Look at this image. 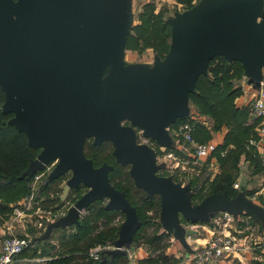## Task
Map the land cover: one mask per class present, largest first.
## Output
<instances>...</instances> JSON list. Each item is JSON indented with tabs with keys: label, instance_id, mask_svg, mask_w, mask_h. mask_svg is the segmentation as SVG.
<instances>
[{
	"label": "water",
	"instance_id": "1",
	"mask_svg": "<svg viewBox=\"0 0 264 264\" xmlns=\"http://www.w3.org/2000/svg\"><path fill=\"white\" fill-rule=\"evenodd\" d=\"M264 0H201L169 19L171 46L152 65L126 64L124 49L131 26V0H0L1 110L39 149L21 179L31 180L53 161V181L71 174L62 201L82 185L87 192L67 214L51 223L39 241L57 228L80 225L82 213L98 200L125 215L113 256H128L140 226L137 209L110 182L113 166L95 167L87 158L94 145L111 141L113 155L130 165V175L147 197L160 196V222L184 244L185 228L210 221L218 212L236 213L250 205L243 196L210 195L194 205L190 185L159 175L157 152L138 143L141 133L159 147L172 148L170 127L190 115V94L210 61L222 56L242 63L250 83L264 77ZM112 70L102 80L103 70ZM125 123H129L126 125ZM250 211V210H249ZM106 257L103 258V261Z\"/></svg>",
	"mask_w": 264,
	"mask_h": 264
},
{
	"label": "trees",
	"instance_id": "2",
	"mask_svg": "<svg viewBox=\"0 0 264 264\" xmlns=\"http://www.w3.org/2000/svg\"><path fill=\"white\" fill-rule=\"evenodd\" d=\"M154 7H156L154 3L145 5L146 12L144 11L141 15L142 23L135 25L128 35V48L140 49L142 46H153L163 53L169 51L171 25L164 15L168 10L155 13ZM150 42H153V45H150ZM243 77L242 63L229 62L222 56L213 58L210 61L209 73L199 77L196 90L190 94L191 107L195 111L194 118L192 116L180 118L170 127L176 130L185 123H191L196 128L193 136L199 143L210 140L209 130L199 121L197 122L199 119H210L213 131L227 130L223 144L219 145L213 154L219 161L221 171L210 182L208 194H224L229 200L236 199L240 193L239 189L235 188V183L239 177L238 171L243 160L250 162L257 171L256 173H264L263 159L253 147L248 148L250 141L247 144L249 138L256 137L255 130L259 121L254 119L251 107L238 108L236 105V100L242 95V88L237 85V82ZM4 103L5 93L0 89V217L4 216L7 219L16 205L33 193V179H21V176L26 172L30 163L38 157L40 150L30 146L26 134L9 123L13 114L3 113L1 107ZM113 150L111 141H106L99 146L87 143L85 154L94 162L95 167H101L105 162L113 166L109 175L111 184L125 193L137 209L140 226L133 239V245L144 246L149 252V257L140 264H177L178 260L167 254L166 249L170 246L171 236L162 230L159 222L160 196L155 195L148 198L144 190L137 188L130 175V166L117 163L112 154ZM177 153L188 156V151L185 150ZM45 179L44 185H41L36 193V200L45 197L40 206L44 210L57 211L66 204L60 200L65 176L53 181H49L48 177ZM173 179L176 183H180L176 176H173ZM207 180L189 181L188 185L195 192L192 200L198 201L195 202L197 205L206 197V195L203 197L200 195L204 191L203 184ZM84 188L87 189L82 185L79 189L71 190L67 199L68 209L83 196L82 189ZM246 193L249 196L253 194L248 191ZM119 217L125 219L122 212L107 210L104 200H98L86 210L80 220V225L66 229L57 228L52 237L44 241L35 240L34 237L31 245L16 258L14 264H21L18 262L20 258L42 257L50 258L45 264H129L128 256H113L108 251L103 252L102 258L98 261L89 258L91 249L97 246L115 245L121 226L115 221ZM2 222L0 218V224ZM57 232H61L64 237L59 239V244H54L53 240L56 239ZM104 257H106L105 261H103ZM30 264L43 263L32 262Z\"/></svg>",
	"mask_w": 264,
	"mask_h": 264
},
{
	"label": "crops",
	"instance_id": "3",
	"mask_svg": "<svg viewBox=\"0 0 264 264\" xmlns=\"http://www.w3.org/2000/svg\"><path fill=\"white\" fill-rule=\"evenodd\" d=\"M133 1L134 0H131L132 5H133ZM164 1L165 0L157 1L158 10L160 9L161 6L165 5V3L164 4L161 3ZM200 1L201 0H174L173 8L176 12L175 14L182 13L186 10H189L188 7L190 6L194 7ZM168 5H171V4H168ZM131 15H132V20H131V26H130V33L132 32V29L135 26L133 22L132 9H131ZM169 17L172 18L171 16ZM124 59H125L124 62L126 64H138V63H128L126 58ZM139 64L150 65L149 63H139ZM237 85L242 88V95L236 100L237 107L238 108L251 107L250 105L254 99L256 87L254 83H250L249 77L245 75V70H244L243 79H241V81H238ZM194 115H195V111L191 107L189 117L191 116L193 117ZM198 121L199 123L203 124L210 132V140L205 143H208L210 141H217L219 145L223 144L227 130L223 129L222 131H219V132L213 131L211 129L212 121L208 118H202V119L197 120V122ZM259 124L260 122H258V126L255 130L256 137L252 136V139L256 140L257 142L261 141V137L258 132ZM180 128L181 127H179L176 130H172V129L169 130V134L172 137L174 144L172 148H168V149L163 148L162 150L166 152L174 151L179 157L183 158L182 155H179L177 153V152H182L183 150L182 149V138L180 136ZM194 129L196 130L195 126H194ZM249 147H253L256 150L255 152L264 161V142L258 145L248 144V148ZM187 158H189V160L191 159L194 161L192 154L190 152L188 153ZM197 164L199 165H204V164L218 165V167H220L218 159L213 155L208 158L201 159L200 161H198ZM163 165H165V163ZM165 168L166 167H164V169ZM217 174L218 173H216L215 175ZM169 177H172V176H169ZM235 188L239 189L240 191L238 196H243L244 202L250 205V207L248 208L239 209L236 213L229 212V214L231 215V221L228 224L227 232H229V234H231L235 239L238 240L241 246V250L239 253H235L233 255H226L223 259H221L218 262V264H264V188L253 192V194H251L250 196L247 195L246 193L248 191L246 187L244 186L242 187L239 184L235 183ZM35 190H36V186L34 185L32 187L33 193L29 198L34 197L36 195ZM61 197H60L61 202H64L65 200L62 201ZM67 199L68 197L66 198V200ZM65 203L66 204L64 207H66L67 209L69 207L68 206L69 203L66 201ZM33 205L34 207L29 212H27L26 218L16 216L17 222H21L22 224L20 225L19 228L22 231L23 235L30 233L29 228L30 227L32 228V225H34V227L37 225L38 218L37 216L35 217V215L39 214V209H41L42 207L40 206L41 205L40 203L37 205L36 202L33 203ZM85 213H86V210L82 213V217ZM224 213H227V212H218L215 214L214 217H211L210 221L202 222L196 225L183 222V225L185 226V228L189 229L192 226H194V228L192 229L197 231V234L195 235H191V236L186 235L185 237L186 244L183 243L180 237L175 236L174 232H169L168 230L164 229V227L162 226V230L170 234L171 236L170 246L168 249L169 252L167 250V254L174 256L178 260L177 264H191L190 258L197 252V250L202 249L211 240L212 232L215 227V222H214L215 217L220 216ZM14 221L15 219L13 217V218H10L8 221H5L4 223L0 224V240L2 236L6 234L22 235V234H19L20 231L17 232V228L14 225L15 224ZM159 222H160V219H159ZM28 224H30V226H28ZM35 229L38 230L37 235H35V240L37 239L39 240L42 233H44V231H46L47 228L45 230H39L37 227H35ZM54 231L52 235L54 234ZM59 234H62V233L57 232L56 236ZM54 241L55 240H53V243ZM56 244H59V243H56ZM113 249H115V245L111 247V250ZM127 251H128L129 264H140L142 261H144L145 259L149 257V252L144 246H139V247L135 246L133 245V242L131 246L127 248ZM49 260L50 258H47V257L36 258V259L26 258V259H20L18 260V262L21 264H30L32 262H39V263L45 264Z\"/></svg>",
	"mask_w": 264,
	"mask_h": 264
},
{
	"label": "built area",
	"instance_id": "4",
	"mask_svg": "<svg viewBox=\"0 0 264 264\" xmlns=\"http://www.w3.org/2000/svg\"><path fill=\"white\" fill-rule=\"evenodd\" d=\"M250 106L254 119L260 122L258 132L261 137L260 142L252 139L250 140V144H262L264 142V77L260 81L259 87L256 88L255 96ZM193 131L194 127L191 123H185L181 126L180 136L182 138V149L188 151V153L190 152L192 154L194 162L198 163V161H200L201 159L212 156L217 151L219 143L217 141L199 143L194 138ZM141 139L143 141L141 142L142 144L149 145L150 142L154 143L152 140L147 139L143 136H141ZM164 158L166 161V168L172 171L180 167L185 169L186 164L180 161L179 156L176 154V152H166ZM57 164L58 161H53L46 167L44 171L37 173V175L33 177V180L38 182L44 176H48ZM33 198L34 197L29 198L28 203L22 202L21 205L16 208L15 212L17 217H27V212H29L34 207ZM41 209H39V214L36 215L38 218L36 227L39 230H45L51 223L57 221L67 214V212H62L60 210L53 211ZM230 221L231 215L229 213H224L220 216L215 217V227L212 232L211 240L202 249L197 250V252L190 258L191 264H218V262L226 255H233L240 252V243L231 234H229V232H227L228 224ZM191 228H194V226H192ZM32 242L33 238L31 237V235H25L22 237L15 234L3 235L0 240V264H14L16 258L21 253H23V251L27 249ZM110 250L111 247L97 246L91 249V251L89 252V258L98 261L102 258L103 252Z\"/></svg>",
	"mask_w": 264,
	"mask_h": 264
},
{
	"label": "rangeland",
	"instance_id": "5",
	"mask_svg": "<svg viewBox=\"0 0 264 264\" xmlns=\"http://www.w3.org/2000/svg\"><path fill=\"white\" fill-rule=\"evenodd\" d=\"M157 1L158 0H134L133 1L132 11H133V22H134L135 25H139V24L142 23L141 15H142V13H144V11L146 12L145 5L148 4V3H154V5L156 6V7H154L156 9L155 13H158L161 10H163V11L164 10L165 11L168 10L167 14L164 13L165 18H166L167 21H169V18H170L168 16H171V17L174 16V14L176 13L175 10H174V8H173L174 0H165L164 2H161L163 4L165 3V5L164 6H161L159 10H158V6H157ZM168 4H171V5H168ZM160 5H162V4H160ZM127 41H128V38H127ZM150 45H153V42H150ZM168 52L167 53L160 52V51H158V49L153 48V46H151V47H147V46L144 47V46H142L140 49H131V48H128L127 43H126V46H125V49H124V58H126V60H127L128 63H138V64L139 63H149L150 65H152L157 58L164 59L166 57V55L168 54ZM112 68H113L112 67V62H108L106 64L104 70H103L102 77H101L102 80H104V79H106L108 77V75L110 74ZM208 73H209V71H208ZM189 105H190V109H191V103H189ZM125 124L128 125L129 123H125ZM141 136L142 135L139 134L138 143L143 142L142 139H141ZM251 139H252V137H251ZM249 141H250V138L247 141V144L249 143ZM87 143H93V145H94V139H89L87 141ZM149 145L156 150V152H157V165L159 167H161L166 162L165 161V158H164L166 152H164L162 150V148L159 147L155 142L154 143L150 142ZM179 159H180V161L182 163H185L186 164L185 165V169L182 168V167H180V168L172 171V170H170L168 168H165L164 169L163 167H161L158 170L159 175L164 176V177H169V176H172L173 177V176H176L177 177V180H179L180 184H182L183 186L188 185L189 184V181H191L193 179H200L199 182L205 181V180L208 179L204 183L205 185L203 184L204 191H202V193H201L200 196L201 197H203L204 195H206V197L210 196L208 194V191L210 192V184H211L210 182L214 178L215 174L216 173H219L221 171V168L218 167V165H207V166L205 164L204 165H199V164L195 163L193 160H191V159L189 160V158H187V156H183V158L182 157H179ZM243 161L241 162L240 170L238 171L239 172V177L236 180V184H239L242 187L243 186L246 187L248 189V192H255L257 190H260V189L264 188V173H256L257 171H255L254 166L250 162H248V161H244L243 162ZM187 162H188V164H187ZM130 168H131V166H130ZM38 173H40V172H38ZM35 175H37V174H35ZM70 176H71V174H67L65 176V180H64V182L62 184V187H64V185L66 184V181L70 178ZM47 177L44 176L38 182H36V181L33 180L32 187H33V185L36 184V190H35L36 193H37L39 187L41 185L42 186L44 185V182L46 181L45 178H47ZM44 179H45V181H44ZM203 186H201V187H203ZM87 191L88 190L85 189V188L82 189L83 195ZM194 193L195 192H193V194ZM36 197H37V194L33 198V203L36 202L37 205L39 203L41 204L43 198L45 199V197H42L41 200H36ZM28 199H29V197L21 200V202L18 205H16L15 209L13 210V212L8 215V218L7 219H5L4 216H1L0 218L3 221L2 223H4L5 221H8L10 218H13L14 217V219H15V221H14L15 224L14 225L17 228V232L20 231L19 234H22V235H18V236H25V235H30L31 234V237L34 238L35 235H37V233H38V230L35 229L36 226L34 227V225H32V228L31 227L29 228L30 233L23 235L22 231L19 228L20 225H22V224H21V222H17V220H16V216H17L16 215V212H15L16 208H18L21 205L22 202H27L28 203L29 202ZM65 201L67 202L66 199H65ZM65 201L62 202V203H65ZM104 202H105V204H107L108 203V200L107 199H104ZM195 202L197 203L198 201H193V204L194 205H197ZM42 209H44V208H42ZM67 209H66V207H62L59 210L62 211V212H67ZM50 210L56 211L54 209H50ZM57 211H58V209H57ZM35 217H36V215H35ZM124 221H125L124 218L119 217L115 221V223L117 225H120V224L122 225V223ZM28 226H30V224H28ZM15 235H17V234H15ZM63 237H64L63 234L57 235L54 243L55 244L58 243L59 239H62ZM105 247H112V246H105ZM168 249H166V250H168ZM168 252H169V250H168ZM20 259H24V258H20Z\"/></svg>",
	"mask_w": 264,
	"mask_h": 264
}]
</instances>
